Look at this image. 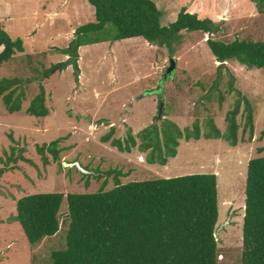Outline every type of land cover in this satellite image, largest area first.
<instances>
[{
  "label": "rangeland",
  "instance_id": "obj_1",
  "mask_svg": "<svg viewBox=\"0 0 264 264\" xmlns=\"http://www.w3.org/2000/svg\"><path fill=\"white\" fill-rule=\"evenodd\" d=\"M160 12V25L176 20L182 8L199 18L219 24L216 34L180 32L170 56L142 38L100 43L78 49L77 70L58 69L69 56L62 50L73 39L77 27L93 22L94 9L87 0H0V23L12 39L23 41L24 52L0 65V80L16 78L24 91L21 110L8 113L0 100V264H49L51 253L65 249L67 194L95 193L114 187L117 170L121 184L187 175L213 174L217 181V264H241L245 181L249 160L264 156V69L246 68L232 60L215 62L206 45L212 39L225 43L235 39L264 42V14L250 0H151ZM1 51V48H0ZM173 71L164 78L169 59ZM55 66L44 77V72ZM78 72V73H77ZM231 84V85H230ZM39 86L45 92L48 115L26 113ZM231 88V89H230ZM247 98L253 108L251 142L242 134L243 101L236 117L240 125L238 143L222 139L179 141L177 155L165 166L146 163L147 152L137 146L121 153L103 143L110 128L112 139L124 140L128 130L136 135L164 120L180 130L197 120L212 118L221 133L226 114L238 98ZM220 96L222 101H220ZM160 101L162 118L157 120ZM55 140L58 162L45 152L42 164L37 148ZM14 157L30 163L5 164ZM66 164V166H65ZM88 185L85 186V183ZM38 193L64 195L60 229L52 237L30 245L16 221L15 205L20 198Z\"/></svg>",
  "mask_w": 264,
  "mask_h": 264
},
{
  "label": "trees",
  "instance_id": "obj_2",
  "mask_svg": "<svg viewBox=\"0 0 264 264\" xmlns=\"http://www.w3.org/2000/svg\"><path fill=\"white\" fill-rule=\"evenodd\" d=\"M259 14H264V0H250ZM94 9V21L77 27L73 39L62 52L78 59L80 47L142 38L158 47H166L170 56L180 32L216 34L219 24L199 18L182 8L176 20L160 25V12L151 0H87ZM206 45L221 65L235 60L246 68L264 69V42L235 39L225 43L212 39ZM0 65L24 52L23 41L12 39L0 23ZM55 68L44 72V77ZM16 78L0 80V100L10 114L21 110L24 91ZM231 85V84H230ZM231 89V88H230ZM238 98L226 114V131L221 133L212 118L183 131L170 120L150 125L136 137L128 130L124 140L112 139L114 129L101 138L103 143L121 153H130L140 140L138 150L147 152L146 163L165 166L175 158L179 141L222 139L230 146L238 143L240 125L236 120L243 101L242 134L251 142L254 132L253 108L245 97ZM220 101L222 97L220 96ZM26 113L42 118L48 115L45 92L39 86ZM264 135V130L261 132ZM55 140L37 148L42 164L49 162L45 152L58 162L60 150ZM15 148L5 164L30 161ZM264 148L259 149L263 152ZM3 170H0L2 173ZM114 187L104 190L105 182L95 193L67 194V234L65 249L54 251L49 264H217L218 248L214 237L218 230L217 181L213 174L187 175L121 184L124 176L117 170ZM88 182L85 183V186ZM64 195L38 193L17 200L16 221L30 245L54 236L60 229V208ZM241 264H264V156L248 161L245 181V206L242 223Z\"/></svg>",
  "mask_w": 264,
  "mask_h": 264
},
{
  "label": "water",
  "instance_id": "obj_3",
  "mask_svg": "<svg viewBox=\"0 0 264 264\" xmlns=\"http://www.w3.org/2000/svg\"><path fill=\"white\" fill-rule=\"evenodd\" d=\"M67 66H72L75 70H77V61H76V59L73 58V57H69L68 60L64 64H61L58 67V69H64ZM173 68H174V60L171 58V59H169V67L167 68V70H166V72L164 74V78H166V76H168L173 71ZM162 108H163V103L160 101L159 106H158V112H157V120H160L162 118ZM65 166H66V164H65ZM217 236H218V234L216 232L214 237L217 238Z\"/></svg>",
  "mask_w": 264,
  "mask_h": 264
},
{
  "label": "crops",
  "instance_id": "obj_4",
  "mask_svg": "<svg viewBox=\"0 0 264 264\" xmlns=\"http://www.w3.org/2000/svg\"><path fill=\"white\" fill-rule=\"evenodd\" d=\"M94 21V20H93ZM2 49V48H1Z\"/></svg>",
  "mask_w": 264,
  "mask_h": 264
}]
</instances>
